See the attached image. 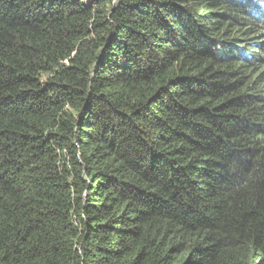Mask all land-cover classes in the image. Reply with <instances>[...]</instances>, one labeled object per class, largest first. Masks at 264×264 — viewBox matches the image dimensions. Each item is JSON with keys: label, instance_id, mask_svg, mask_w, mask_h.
Here are the masks:
<instances>
[{"label": "trees", "instance_id": "obj_1", "mask_svg": "<svg viewBox=\"0 0 264 264\" xmlns=\"http://www.w3.org/2000/svg\"><path fill=\"white\" fill-rule=\"evenodd\" d=\"M0 0V264H264V0Z\"/></svg>", "mask_w": 264, "mask_h": 264}, {"label": "rangeland", "instance_id": "obj_2", "mask_svg": "<svg viewBox=\"0 0 264 264\" xmlns=\"http://www.w3.org/2000/svg\"><path fill=\"white\" fill-rule=\"evenodd\" d=\"M86 2H88V0H86ZM86 2H85V3H86Z\"/></svg>", "mask_w": 264, "mask_h": 264}]
</instances>
